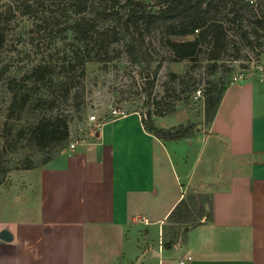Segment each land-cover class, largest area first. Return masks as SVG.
Masks as SVG:
<instances>
[{
    "label": "crops",
    "instance_id": "1",
    "mask_svg": "<svg viewBox=\"0 0 264 264\" xmlns=\"http://www.w3.org/2000/svg\"><path fill=\"white\" fill-rule=\"evenodd\" d=\"M192 141H209L206 169L198 157L181 171ZM24 176L0 186V264H264V82L230 84L190 138L163 142L131 112ZM193 191L212 195L213 220L166 249L167 218Z\"/></svg>",
    "mask_w": 264,
    "mask_h": 264
},
{
    "label": "rangeland",
    "instance_id": "2",
    "mask_svg": "<svg viewBox=\"0 0 264 264\" xmlns=\"http://www.w3.org/2000/svg\"><path fill=\"white\" fill-rule=\"evenodd\" d=\"M76 1L0 0V20L6 25L0 49V148L6 151L9 167L6 189H24V174L56 155L38 152L26 138H18L25 125L60 116L67 120L71 143L87 139L97 129L90 116L109 117L112 109L120 108L141 117L151 113L159 126L191 121L204 129V94L212 84L227 88L240 75L243 80L256 77L264 82V33L255 29L264 17V0H238L212 12L226 31L225 49L217 61L210 60L209 27L197 31L202 47L197 58L176 61L165 45L163 25L156 24L141 37L121 29L115 13L123 0H117V6L114 0H85L80 14ZM25 2L32 7L29 15L24 14ZM75 21L91 25L86 34L69 28ZM172 39L187 41L194 36ZM213 63L217 69L211 73ZM38 64L46 65L50 75L43 83L26 81L24 77ZM197 89L201 97L195 99ZM25 94L27 105L13 111L15 96ZM39 103L42 106H36ZM170 108L174 112L167 116L159 113ZM209 147V141H192L186 150H176L179 169L191 167L198 157V167L206 169ZM33 201L28 207L34 206Z\"/></svg>",
    "mask_w": 264,
    "mask_h": 264
},
{
    "label": "trees",
    "instance_id": "3",
    "mask_svg": "<svg viewBox=\"0 0 264 264\" xmlns=\"http://www.w3.org/2000/svg\"><path fill=\"white\" fill-rule=\"evenodd\" d=\"M122 2L115 13L121 29L134 31L141 37L144 32L150 31L156 24L163 25L165 45L172 52L176 61L195 60L197 58L202 51L197 31L209 27L212 35L210 40V45H212L210 60L217 61L225 49L226 31L224 24L221 21H215L211 14L214 11L216 13L220 12V5L223 4L225 6L227 3L235 5L234 3L237 4L238 0H155L154 3H147L144 0H123ZM23 4L25 6L24 14H31V5L27 2ZM86 4L85 0L76 1L75 6L79 14L86 8ZM117 4H119L117 0H114V6H117ZM245 4L249 5L248 2ZM2 16L3 13L0 11V19ZM236 18L238 17L236 16ZM256 24L257 28L255 29L263 30L264 33V17L258 19ZM89 26L91 25H88L85 21H75L69 28L78 35L83 36L87 33ZM5 29L6 25L0 20V49L4 44ZM187 36H194V39L187 41H175L172 39V37L184 38ZM216 69L217 63H213L210 72L214 73ZM49 72L46 65L38 64L24 79L26 81L32 79L35 82L43 83L47 76L50 75ZM152 85L153 82L148 83L150 90ZM225 90L226 87L212 84L204 94V117L207 124L213 120ZM16 96L11 106L13 111H15L16 107L24 109V106L28 103L26 94L20 98L18 97L19 99ZM40 103L36 106H42ZM173 112V108H170L165 113L162 111L159 113L167 116ZM142 123L146 131L166 143L190 138L194 136L197 130L196 124L191 121L169 128L159 127L154 123L151 113L142 117ZM16 136L18 138H26L28 143L38 152L49 153L50 155L66 149L70 143V131L67 120L60 116L43 118L35 125H25L18 130ZM5 152L4 149L0 148V186L6 182L9 173ZM52 157L46 158L44 164L51 160ZM26 168L31 169L32 166L28 165ZM212 220L213 198L211 194L195 191L185 194L167 218L168 225L163 231L164 247L170 249L179 242L180 238H184L190 228Z\"/></svg>",
    "mask_w": 264,
    "mask_h": 264
},
{
    "label": "built area",
    "instance_id": "4",
    "mask_svg": "<svg viewBox=\"0 0 264 264\" xmlns=\"http://www.w3.org/2000/svg\"><path fill=\"white\" fill-rule=\"evenodd\" d=\"M242 80H243V78L240 75V76L234 78V82L232 84L238 83V82H240ZM200 97H201V89H197V91H195L194 98L195 99H198ZM126 115H127V113L123 109H120L119 108V109H112L109 112V117H107L106 115H104L100 119L98 116L92 115V116L89 117V120H90V123H92V125H94L98 129L99 127H101V125L103 123L108 122V121H110V120H112L114 118L124 117ZM94 132L92 131L91 133L94 135ZM77 145H78V141L71 142L70 143V146L67 147V148H70V149L74 150ZM143 221H145V220H143ZM190 260H192V256L188 255V256H185L180 261H178V264H186Z\"/></svg>",
    "mask_w": 264,
    "mask_h": 264
},
{
    "label": "water",
    "instance_id": "5",
    "mask_svg": "<svg viewBox=\"0 0 264 264\" xmlns=\"http://www.w3.org/2000/svg\"><path fill=\"white\" fill-rule=\"evenodd\" d=\"M0 239L3 241H11L12 235L7 230H3L0 232Z\"/></svg>",
    "mask_w": 264,
    "mask_h": 264
}]
</instances>
